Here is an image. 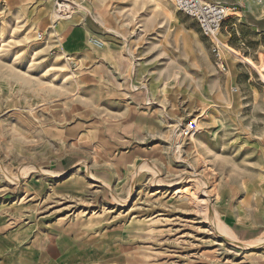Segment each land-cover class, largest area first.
<instances>
[{
    "label": "rangeland",
    "instance_id": "1",
    "mask_svg": "<svg viewBox=\"0 0 264 264\" xmlns=\"http://www.w3.org/2000/svg\"><path fill=\"white\" fill-rule=\"evenodd\" d=\"M242 1L257 28L229 23L219 62L175 0H0V234L42 218L90 235L91 264H264V19Z\"/></svg>",
    "mask_w": 264,
    "mask_h": 264
},
{
    "label": "crops",
    "instance_id": "2",
    "mask_svg": "<svg viewBox=\"0 0 264 264\" xmlns=\"http://www.w3.org/2000/svg\"><path fill=\"white\" fill-rule=\"evenodd\" d=\"M248 1L256 0H247V5L251 8L250 13L253 18L263 21L264 16L259 17L262 12L257 8V4ZM241 4L243 7L244 1L241 0ZM240 12L237 14H241ZM234 16L225 24L224 31L227 32L229 23L232 27H236L235 20L240 19L238 22L243 20V15L235 18ZM243 22L257 28L246 18ZM85 25L94 34L101 27L95 18L86 17ZM223 39L224 37L221 36L222 41ZM47 223L42 218L36 223L26 219L18 224L13 220L6 221L2 226L4 231L0 234V264H91L85 248L87 237L90 235L81 238L82 231H75L71 228L73 226L58 222L46 226ZM16 235L19 236L18 242L15 240Z\"/></svg>",
    "mask_w": 264,
    "mask_h": 264
},
{
    "label": "built area",
    "instance_id": "3",
    "mask_svg": "<svg viewBox=\"0 0 264 264\" xmlns=\"http://www.w3.org/2000/svg\"><path fill=\"white\" fill-rule=\"evenodd\" d=\"M59 11L64 17L72 15V8L65 5L74 0H58ZM230 1V2H229ZM175 8L191 19L195 20L202 34L210 41L212 52L217 61H223L224 51L227 46L223 43L220 36L224 31L228 20L239 13L242 4L241 0H175ZM41 37V36H40ZM90 43L98 49H102L104 44L96 38H91ZM198 125L195 121L185 125L182 134L185 137H192L197 134Z\"/></svg>",
    "mask_w": 264,
    "mask_h": 264
},
{
    "label": "bare ground",
    "instance_id": "4",
    "mask_svg": "<svg viewBox=\"0 0 264 264\" xmlns=\"http://www.w3.org/2000/svg\"><path fill=\"white\" fill-rule=\"evenodd\" d=\"M149 1H158V0H149ZM164 1H171V0H164ZM259 1H261V0H259ZM73 1L71 2V3H68V2H66L65 3V5H67V6H69V7H71L72 8V10H73ZM80 6V5H79ZM85 10L84 11H86L87 13L90 11L89 9H87L86 7H83ZM81 9V8H80ZM82 12V11H81ZM62 17H63V15H62ZM62 17H60L59 16V14L57 13L55 16H54V19L55 20H58L59 18H62ZM71 17V16H70ZM69 17V18H70ZM67 18V17H66ZM64 20V19H63ZM61 22V21H60ZM70 27V26H69ZM68 30V29H67ZM70 30V29H69ZM220 38H221V36H220ZM102 42V41H101ZM103 44H104V47H105V43L104 42H102ZM227 48H228V46H227ZM233 54V53H232ZM69 60H70V58H69ZM244 61V60H243ZM244 62H247L246 61V58H245V61ZM249 62V61H248ZM253 67H255L256 68V66H254L253 65ZM262 72V71H261ZM260 76H263V78L262 79H264V75L263 74H261ZM264 81V80H263ZM97 149V148H96ZM21 176V175H20ZM51 177V176H50ZM53 177L54 176H52V179H53ZM11 180V179H10ZM14 180H17L18 181V179H14ZM16 182V181H15ZM124 206V205H123ZM215 215V214H214ZM215 216H218V215H215ZM214 218V217H213ZM219 219V218H218Z\"/></svg>",
    "mask_w": 264,
    "mask_h": 264
}]
</instances>
